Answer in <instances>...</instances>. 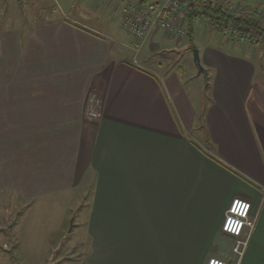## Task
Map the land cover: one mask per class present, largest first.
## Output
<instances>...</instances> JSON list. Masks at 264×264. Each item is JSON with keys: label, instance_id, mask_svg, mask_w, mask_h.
I'll return each instance as SVG.
<instances>
[{"label": "crops", "instance_id": "obj_1", "mask_svg": "<svg viewBox=\"0 0 264 264\" xmlns=\"http://www.w3.org/2000/svg\"><path fill=\"white\" fill-rule=\"evenodd\" d=\"M15 1L30 16L27 30H0V150L17 151L0 185L73 191L74 171L89 167L92 245L80 264H264V49L203 17L191 39L151 32L133 65L122 16L142 0ZM196 48L207 79L198 136L184 75L196 74ZM89 105L98 119L84 120ZM235 198L256 216L240 260L222 230Z\"/></svg>", "mask_w": 264, "mask_h": 264}, {"label": "rangeland", "instance_id": "obj_2", "mask_svg": "<svg viewBox=\"0 0 264 264\" xmlns=\"http://www.w3.org/2000/svg\"><path fill=\"white\" fill-rule=\"evenodd\" d=\"M19 1L17 0V2ZM144 1L142 0L138 3H144ZM15 2V0L0 1V5L2 4V12L0 9V30L23 27H25L23 28L24 30H27L26 21H28L30 16L26 7L27 2L23 1L22 5L25 6H21L19 13L15 11ZM232 2L237 5L238 3L245 5L250 3L253 7L258 8V4L264 3V0H247L248 3L246 0H232ZM5 6L6 9L4 10ZM49 7V10L54 15L58 13L53 2L50 3ZM260 11L264 13V7ZM23 20H25L26 25ZM207 23L210 24L211 22L207 21ZM224 34L227 38H230L228 32ZM233 41L239 42V44L256 46V43L251 41H241L238 39H233ZM196 49L198 50V48ZM139 53L136 55L138 62L130 63L133 65L140 64ZM133 56H135L134 51ZM189 57L192 58V63L196 65V74L193 76V79H190L192 75L189 71L185 70L184 75L188 84L193 86L194 83V91L198 92V121L196 130H194L195 136H198L200 132H197V130L198 128H202L200 125V113L203 103L200 102L203 99L202 95L207 90V79L205 74L200 71V68L204 67L202 63L196 64L194 60V52L190 53ZM186 64L188 65V63ZM89 96L93 104L94 98L92 93H89ZM91 111L92 113L90 114ZM94 113L95 115H92ZM99 117L98 112L95 109L93 110L92 106L89 105L88 108H85L84 120L93 121ZM16 152L15 148L5 151L0 150V156L2 153L5 155L3 159L0 158V166H4L3 168L8 171L10 168L12 169V162L16 158ZM73 174L74 177L78 175L75 179L78 180H73L70 183L73 186V191L65 189L50 191L49 189L53 187V184L49 182L44 183L42 190L39 191V193L43 191L40 195L37 196V193L33 197H23L21 196V190L13 186L16 183L10 184L12 187L6 184V181H4V185H0V264L81 263V259L87 255L92 245L91 204L93 198L90 192L94 176L91 174L89 167H86V170L82 169V167H77V170ZM0 184H3V182H0ZM218 242L220 241H214V248L221 249L226 247L225 243ZM245 249L240 257L235 258L240 260Z\"/></svg>", "mask_w": 264, "mask_h": 264}, {"label": "built area", "instance_id": "obj_3", "mask_svg": "<svg viewBox=\"0 0 264 264\" xmlns=\"http://www.w3.org/2000/svg\"><path fill=\"white\" fill-rule=\"evenodd\" d=\"M206 1V0H201ZM216 1V0H211ZM242 4L225 3V7L231 11H239ZM189 7L186 0H145L144 3L127 4L123 9L122 25L133 37L130 48L135 52L130 62H138L137 53L148 35L155 30H164L170 35L186 37L188 34L187 13ZM210 21V17H205ZM197 20L203 17L197 16ZM234 38L248 41L246 36L240 35L239 31L228 27L224 30ZM92 111L90 112V114ZM92 115H95L92 114ZM251 202L243 198H235L225 212L222 230L235 237L232 244V253L238 258L242 255L250 233L256 225V216L251 213ZM206 264H229L227 260L210 258Z\"/></svg>", "mask_w": 264, "mask_h": 264}, {"label": "trees", "instance_id": "obj_4", "mask_svg": "<svg viewBox=\"0 0 264 264\" xmlns=\"http://www.w3.org/2000/svg\"><path fill=\"white\" fill-rule=\"evenodd\" d=\"M188 2L187 27L188 36L191 39L194 30V20L197 16L210 17V22L219 28L225 30L228 27L239 31L240 35L246 36L249 41L258 43L264 49V13L261 8L264 3L258 4V8L250 3L242 4L239 11H231L225 7V3H231L232 0H186ZM239 5V3H238ZM225 32V31H224ZM190 46L195 48L191 42Z\"/></svg>", "mask_w": 264, "mask_h": 264}, {"label": "water", "instance_id": "obj_5", "mask_svg": "<svg viewBox=\"0 0 264 264\" xmlns=\"http://www.w3.org/2000/svg\"><path fill=\"white\" fill-rule=\"evenodd\" d=\"M194 55H195V59L196 61L199 63V54H198V50L197 49H194ZM203 68L201 67L200 68V71L202 70Z\"/></svg>", "mask_w": 264, "mask_h": 264}]
</instances>
